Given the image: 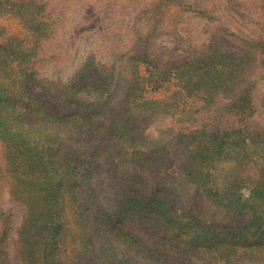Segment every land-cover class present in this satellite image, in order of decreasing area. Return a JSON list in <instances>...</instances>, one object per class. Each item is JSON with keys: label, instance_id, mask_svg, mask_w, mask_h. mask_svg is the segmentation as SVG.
Masks as SVG:
<instances>
[{"label": "rangeland", "instance_id": "obj_1", "mask_svg": "<svg viewBox=\"0 0 264 264\" xmlns=\"http://www.w3.org/2000/svg\"><path fill=\"white\" fill-rule=\"evenodd\" d=\"M11 49L29 74L16 100L56 114L49 124L70 146L80 127L89 141L123 136L111 160L96 152L92 179L82 177L89 152L77 177L64 178L95 189L93 235L107 210L124 207L121 232L139 249L118 241L125 256L112 264H264V0H0V52ZM4 101L0 264H49L42 244H31L42 225L27 223L46 197L34 180L41 164H31L36 151ZM199 159L201 185L183 170ZM76 207H66L70 244L81 239ZM100 256L97 248L59 260L108 264Z\"/></svg>", "mask_w": 264, "mask_h": 264}, {"label": "trees", "instance_id": "obj_2", "mask_svg": "<svg viewBox=\"0 0 264 264\" xmlns=\"http://www.w3.org/2000/svg\"><path fill=\"white\" fill-rule=\"evenodd\" d=\"M18 51L15 49L6 52H0V96H4L7 104L5 111L12 112L7 118L10 119L11 125H13L16 130H26L25 135L27 136V142L25 147L29 149L30 153L36 151V156L32 159L31 164L40 166L38 175L35 177V182L39 184L38 188L40 190L46 189L45 200L39 204V212H29L27 216V223L33 226H40L34 228L37 232L41 234V238L38 240H33L31 244L41 243L44 250L46 251V256L51 258L49 264H61L59 260V255L66 254L70 251L72 254L79 252L88 253L95 252L98 248L99 254L101 253V258L105 256L108 264L112 262L121 263V259H117L118 256H125L121 254V251L116 247L121 241L124 245L129 244L134 246L135 249H139V244L137 239L126 232H121V226L123 224V219L126 217V213L123 211L124 207L116 206V211L111 209L107 213V217L98 223V233L93 235L89 230L87 223L93 219H97L95 214H90L92 209L91 204L95 205L100 203L98 201L97 193L95 189L91 186L82 187L85 184L79 181V179H71L64 181L67 174L74 175L77 177V168H80V156L86 155L88 152V159L82 167V177L93 178L95 170V156L96 152L103 148L102 154L105 155L109 160L114 156L115 148L118 147L122 142L120 141L123 137L122 135L116 137L115 133L109 132L107 135L101 136L100 140L88 139L93 133H86V129H79V135L76 136V141H73V145L70 146L68 137H64V134L59 132V126L57 130L55 127H51L49 123H55L59 119L56 114L53 117L45 118L41 113H36L33 107V103L28 99L23 102V100H16L19 95L17 93L18 89L15 88V84H18L22 80V77L28 79L29 74L22 73L20 71ZM230 69H233L231 67ZM231 73V71H229ZM174 78L182 79V75H177L174 72ZM169 78V77H168ZM167 77H162L161 81L168 80ZM149 79L147 81V84ZM248 93H245L244 98L249 101ZM22 99V97H21ZM244 100V99H243ZM49 102V101H48ZM12 103V104H11ZM28 126V127H27ZM8 137V135H7ZM107 138V143L102 144ZM8 145V143H6ZM56 145V147L53 146ZM112 144V145H111ZM83 149L80 154L76 153V150ZM197 147L191 152H195ZM33 155V154H32ZM34 156V155H33ZM191 156V155H190ZM189 156V159L191 158ZM202 158V155H200ZM84 160V159H83ZM109 163V161H108ZM47 167V171H46ZM111 168V164L109 163ZM197 169H193L191 164H185L183 170H186L184 175H190L192 179H197L201 181V184L207 182L208 172L205 171L206 168L203 166L202 161L196 162ZM28 186L33 187V179ZM37 190L39 191V189ZM89 188H92L89 191ZM36 192V191H35ZM77 204L76 208L81 212L80 220L77 222L80 232V241H75L70 244L68 240V234L70 233V220L68 218V209L66 207ZM45 209V210H43ZM100 209L95 207V210ZM30 231L33 228L29 229ZM52 230V231H50ZM47 232V234H45ZM73 234H77L74 232ZM69 243V244H68ZM70 245V246H66ZM143 254V252H138ZM129 258H124L122 261H129Z\"/></svg>", "mask_w": 264, "mask_h": 264}]
</instances>
